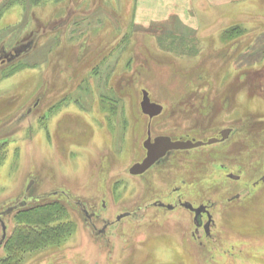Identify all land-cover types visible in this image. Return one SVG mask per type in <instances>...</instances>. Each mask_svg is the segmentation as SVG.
<instances>
[{
  "label": "rangeland",
  "instance_id": "obj_1",
  "mask_svg": "<svg viewBox=\"0 0 264 264\" xmlns=\"http://www.w3.org/2000/svg\"><path fill=\"white\" fill-rule=\"evenodd\" d=\"M153 17L147 0H0V212L58 202L50 224L66 229L12 264H264V180L252 184L264 172V0H191V35L175 16ZM234 25L245 32L226 36ZM143 89L163 107L152 135L206 141L234 127L223 143L176 153L189 163L186 197L214 221L208 235V216L196 238L190 210L152 206L176 202L177 164L128 170L144 154ZM243 122L247 140L235 134ZM233 152L250 161L239 180L215 171ZM17 211L2 215L6 234Z\"/></svg>",
  "mask_w": 264,
  "mask_h": 264
},
{
  "label": "trees",
  "instance_id": "obj_2",
  "mask_svg": "<svg viewBox=\"0 0 264 264\" xmlns=\"http://www.w3.org/2000/svg\"><path fill=\"white\" fill-rule=\"evenodd\" d=\"M244 32L245 29L240 27V25L230 26L224 30V34L228 37L240 35ZM166 33H168V31H166ZM255 124L256 123L252 125V129L256 127ZM236 127L235 134L237 133L239 136L238 139H250L248 125H246L245 122L241 125H236ZM260 137L264 138V135L260 134ZM252 140H254V138L251 139V141ZM252 144L246 146L242 144V150H253V152H255L257 146ZM62 209V206L58 202H45L32 207L23 206L15 209L14 211L18 210L15 214L16 221L19 223L14 227L10 234H6V237L1 244L7 251V257H2L0 259V264H12L17 256L22 253L23 249L28 246L31 248H34L35 246L39 247L47 242L49 237L56 239L61 236L66 230L64 229L63 224L59 223L53 226L50 223L59 216ZM31 218H36V220H32Z\"/></svg>",
  "mask_w": 264,
  "mask_h": 264
},
{
  "label": "flooded vegetation",
  "instance_id": "obj_3",
  "mask_svg": "<svg viewBox=\"0 0 264 264\" xmlns=\"http://www.w3.org/2000/svg\"><path fill=\"white\" fill-rule=\"evenodd\" d=\"M160 114V113H159ZM148 116V115H147ZM157 116V115H156ZM155 116H153L152 118H150L149 116H148V118H149V121H148V127H147V131H146V137H145V139L142 141V146H143V148H144V154L141 156V158L138 160V161H134L133 163H135V162H139V161H141L144 157H145V155H146V149H145V147H144V141L150 136V140L151 141H153V139L156 137V136H158V135H162V134H155V135H152V130H151V128H150V125H151V120L154 118ZM225 128H229V129H231V131H230V133H229V135H228V137L226 138V139H224V140H219V141H217V142H224V141H226L233 133H234V127H225ZM225 128H223V129H225ZM235 129H237V127L235 128ZM222 130V129H221ZM220 130V131H221ZM220 131H219V133L215 136V137H217V138H220ZM172 139H174V140H177V139H183L182 137H178V138H176L174 135V133H171V132H169V133H167ZM185 139H194L195 140V138H185ZM185 139H183V140H185ZM202 141H204V138L203 139H201ZM184 150H186V149H184ZM184 150H169V151H167V153L163 156V157H161V158H159L156 162H154V164H152L147 170H145L144 172H142V173H140V174H133L134 176H136V177H140V176H143V175H145L146 173H148L149 171H151L152 169H153V171L155 172V170L157 171V172H160V170H162V169H165V170H168V171H170V169H172V167L173 166H175L176 164V166H177V174L176 175H172V177L170 178L171 179V181L173 182V184H175L173 187H172V193L173 194H175L174 195V197L176 198V202H174V203H171V202H168V201H165V200H163L161 197H158V198H155L154 200H153V203H152V206H155V207H159V208H164V209H168V210H174V209H176L177 207H182V208H186V209H188V210H190L191 212H192V214H193V216H194V211L192 210V209H189V208H187L185 205H184V203L185 202H188V203H190L191 205H192V207L193 208H198L199 206H204V209L203 210H201L200 211V213L198 214V222H199V226H198V228H197V231H195L194 233H193V236L194 237H198L199 236V234H197V232L202 228V226H203V224H204V221H203V216H205L206 215V217L208 216L207 215V209H208V207L206 206V204H204V203H202V202H199V203H197V204H195L194 202H192L191 200H189L187 197H186V192H185V190H184V186L186 185V183H188V177L186 176L187 175V173H186V166L189 164V163H187V162H185L182 158H181V156H178V157H176V153L177 152H179V151H184ZM234 154V152L233 153H231L229 156H227V159L226 160H223V159H220L219 161H218V163H216V166H215V171H218V168L220 169V170H222V169H224V170H227V172L226 173H224L225 175H226V178H229V179H234V178H231L230 176H229V174H234L235 176H237V178H235V180H239L240 179V177H241V174H243L244 173V170H243V167H244V165L243 164H246L247 166H249L250 165V161H246V163H243L242 165L241 164H235L233 161H232V159H231V157H233L232 155ZM226 155H228V154H226ZM223 160V161H222ZM195 163V162H194ZM245 165V166H246ZM246 166V167H247ZM235 167V168H234ZM263 169H264V165H263ZM129 170V169H128ZM234 171V172H233ZM156 172V173H157ZM183 172V174L182 175H180L181 173ZM218 173V172H217ZM194 177H196V176H194ZM264 180V172L260 175H258V177L252 182V184H253V186H256V185H259V183L261 182V181H263ZM195 181H197V178H195ZM171 193V192H170ZM170 193L168 194L167 193V196H169L170 195ZM171 193V194H172ZM239 197V195L238 194H236V195H234V197H233V199H237ZM166 198V197H165ZM230 200H232V199H230ZM25 202H26V200H24ZM77 204L78 205H80V207H81V210H82V212H83V214H84V216L86 217V220L87 221H89V222H91L92 221V219L95 217V216H97V215H95L94 213H90L86 208H84V206L78 201L77 202ZM26 205V204H25ZM24 205V206H25ZM105 205H103V207H104ZM171 207V208H169V207ZM119 215V214H118ZM117 215V216H118ZM116 216V217H117ZM211 220H213L212 218H211ZM214 224V221L212 222H210L209 223V227L211 228V225H213ZM109 224L108 223H105L100 229H97L95 226H93V228H94V230H95V232L97 233V234H99V233H104V231H105V229H106V227L108 226ZM205 227V226H204ZM102 229H104V231H102ZM206 231V230H205ZM206 234L208 235L209 234V232L207 233L206 232Z\"/></svg>",
  "mask_w": 264,
  "mask_h": 264
},
{
  "label": "water",
  "instance_id": "obj_4",
  "mask_svg": "<svg viewBox=\"0 0 264 264\" xmlns=\"http://www.w3.org/2000/svg\"><path fill=\"white\" fill-rule=\"evenodd\" d=\"M140 107H141V111L148 115L150 118H152L153 116L158 115L159 113H161L163 107L161 104L151 101L149 95H148V91H146L145 89L142 90V98L140 101ZM231 129L229 128H225L222 129L220 131V138L217 137H210L208 138L206 141H202V140H194V139H177L174 140L172 139L169 135H158L156 136L153 141L150 140V136L144 141V147L146 149V155L145 157L139 161V162H135L133 163L130 167H129V172L131 174H140L142 172H144L145 170H147L152 164H154V162H156L159 158L163 157L167 151L169 150H184V149H190V148H194V147H198L201 146L203 144H211L214 142H217L219 140H224L228 137L229 133H230ZM229 176L231 178H237V176H235L234 174H229ZM25 205V201H21L19 202L17 205H13L11 207H9L8 209H6L5 211L0 212V222L2 223V235H1V239H0V245L2 244L3 240L6 237V225L4 223V220L2 219V215L3 214H9L12 211H14L15 209H17L18 207H23ZM184 205L189 208L192 209L195 213H194V217H193V222L194 225L196 226L195 231H197V228L199 226V222H198V214L200 213L201 210L204 209V206H199L198 208H193L192 205L188 202H185ZM169 207V206H168ZM171 208V207H169ZM129 213L128 212H124L119 214L116 217V220L121 219L122 217L127 216ZM208 215V221L205 223V230L208 233V226L209 223L211 221V215L207 212ZM102 231H104V229H102Z\"/></svg>",
  "mask_w": 264,
  "mask_h": 264
},
{
  "label": "crops",
  "instance_id": "obj_5",
  "mask_svg": "<svg viewBox=\"0 0 264 264\" xmlns=\"http://www.w3.org/2000/svg\"><path fill=\"white\" fill-rule=\"evenodd\" d=\"M191 0H147V8L149 11L152 10L154 21L166 22L171 17L175 16V21H171V26L174 25L178 32L186 33V35H191L196 28L187 25L182 19L183 15L186 14L187 3ZM176 24V25H175ZM173 27V28H174ZM175 29V28H174Z\"/></svg>",
  "mask_w": 264,
  "mask_h": 264
}]
</instances>
